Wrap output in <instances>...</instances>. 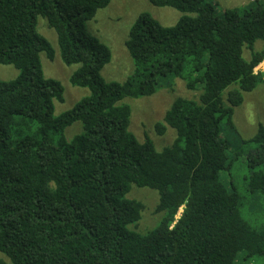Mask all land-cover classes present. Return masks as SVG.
<instances>
[{
    "label": "trees",
    "instance_id": "trees-1",
    "mask_svg": "<svg viewBox=\"0 0 264 264\" xmlns=\"http://www.w3.org/2000/svg\"><path fill=\"white\" fill-rule=\"evenodd\" d=\"M111 1L0 0V64L19 71L0 81V253L8 259L0 264L264 259V212L251 208L264 194V125L243 143L252 146L246 198L221 177L226 171L232 180L240 157H230L223 124L233 127L244 95L264 84L255 74L264 61V46L255 50L264 43V4L221 13L211 0H150L184 16L170 27L138 17L126 42L135 69L119 83L103 77L111 51L87 30ZM39 17L56 32L63 63L79 65L71 84L90 91L58 116L64 87L43 73L41 53L53 60L55 50L38 32ZM175 79L199 95L173 101L156 129L176 136L158 151L131 132L132 109L123 101L153 96ZM76 122L84 131L69 141L65 130ZM133 186L157 191L156 211L164 214L144 234L130 229L144 211L128 198Z\"/></svg>",
    "mask_w": 264,
    "mask_h": 264
},
{
    "label": "rangeland",
    "instance_id": "rangeland-1",
    "mask_svg": "<svg viewBox=\"0 0 264 264\" xmlns=\"http://www.w3.org/2000/svg\"><path fill=\"white\" fill-rule=\"evenodd\" d=\"M211 1L217 5L219 12L222 13L225 9L249 6L257 0ZM259 1L264 4V0ZM144 13L150 14L165 27L176 25L184 16L182 12L173 8L156 7L150 0H112L106 8L97 13L95 19L87 23L88 32L111 51V61L102 70V75L106 81L124 83L133 74L135 66L127 50L126 42L135 21ZM37 29L55 50L53 60H49L45 53H41L43 73L47 78L58 80L64 87V102L55 101V114L58 116L71 110L78 102L87 97L90 91L87 88L75 87L71 84L70 78L79 68V65L68 66L63 63L57 34L50 28L47 19L39 17ZM262 46L264 43L258 41L255 44V50L260 51ZM245 58L248 60L251 58L250 51H245ZM256 69L258 70L255 74H264V61ZM18 75L19 71L14 66L0 64V81H12ZM198 95L199 92L189 91L181 79H175L172 86L159 89L153 96L125 99L123 103L128 104L132 109L131 132L142 142L149 138L156 149L162 151L173 143L176 131L168 128L164 135H159L156 129L157 124L163 121L166 111L176 98L193 99L197 98ZM233 124V127L223 124L222 137L230 143L228 152L230 157L237 154H240V157L233 169L234 177L232 180L228 178L226 171L221 174V177L226 184L233 183L237 191L246 198L249 190L245 178L250 170L246 163L248 152L252 146L243 145V143L255 137L260 124L264 125V84H260L253 92L244 95L243 104L235 108ZM83 131V124L76 122L65 130V137L70 141ZM128 198L137 200L144 205L141 221L138 225L132 226L131 230L144 234L160 225L164 214L156 211L160 199L157 191L133 186ZM255 200V203H251V208L253 206L258 216L262 217L261 213L257 211L264 212V194L257 192ZM183 209L180 210L177 219L180 218ZM244 212H246V208ZM260 221L264 222V219L261 218ZM0 258L8 260L1 253ZM239 264H264V259L246 260L242 258Z\"/></svg>",
    "mask_w": 264,
    "mask_h": 264
},
{
    "label": "built area",
    "instance_id": "built-area-1",
    "mask_svg": "<svg viewBox=\"0 0 264 264\" xmlns=\"http://www.w3.org/2000/svg\"><path fill=\"white\" fill-rule=\"evenodd\" d=\"M255 70H256V71H255V73H256L258 69H255Z\"/></svg>",
    "mask_w": 264,
    "mask_h": 264
}]
</instances>
